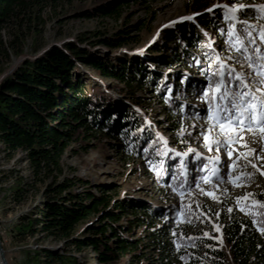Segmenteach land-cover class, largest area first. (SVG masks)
<instances>
[{
  "label": "rangeland",
  "instance_id": "obj_1",
  "mask_svg": "<svg viewBox=\"0 0 264 264\" xmlns=\"http://www.w3.org/2000/svg\"><path fill=\"white\" fill-rule=\"evenodd\" d=\"M108 1L55 0L47 3L40 8L36 22L27 23L21 29L18 52L11 56L8 67H15L23 58L34 59L53 46L64 49L67 42L87 50L88 60L99 56L116 64L118 58L128 57L140 70L138 81L132 86L102 77L89 64L76 58L75 72L97 83L123 109L132 106L139 118L160 135L166 153H175L190 162L191 175L186 186L166 184L172 191L162 195L163 189L153 180L157 170L146 166L140 158H125L119 141L94 127L88 131L89 135L73 140L64 151L62 173L57 180H82L75 182L72 189L79 192L88 182V188L96 195L104 188L111 199L128 197L142 206L154 207L169 214L172 223L180 225L189 236L196 235L198 240L211 237L228 253L229 247L221 231V213L229 214L234 206L237 212L246 214L250 206L259 203L255 195L264 194V125L256 123L255 119L251 126L216 122L209 118V108L215 113L218 106L239 105L240 96L250 93L244 96V106L253 103L257 105V112L261 110L259 101L264 100V0H209L208 5L201 7L191 4L192 0H130L122 2L115 13L103 14L97 6ZM119 1L113 0V3ZM233 6L235 11H232ZM246 9L252 10L248 16L244 15ZM215 11L217 14L213 13ZM207 21L210 22L208 27L205 25ZM182 25L192 27L195 36H204L194 47L200 55L190 56L188 62L181 55L175 57L171 51L180 45L176 31ZM14 31L11 29L5 37L14 38ZM116 37H119L118 45L105 44L104 40ZM159 47L161 51H154ZM199 56L205 67L199 63ZM216 61L220 62L217 81L213 72ZM221 68L224 72L226 68L230 71L228 76L231 81L236 80V85H229L222 79L225 73ZM151 71L158 72L155 79ZM237 75L243 84L236 79ZM169 79L171 86L166 94L176 93L177 108L181 112L178 121L181 134L177 137L171 132L170 116L162 103L163 97L157 93L162 81ZM213 81L216 82L213 84ZM209 91L211 103L206 96ZM85 92L90 93L88 88ZM132 95L137 97V102ZM213 95L215 99H212ZM221 96L225 98L221 99ZM253 96L259 99L253 100ZM221 123L226 125L224 131ZM205 136L209 137L207 144ZM177 139L184 141L187 148H182ZM198 158L204 161L196 169L192 162ZM10 169L29 175L28 163L23 161L22 153L16 151L8 158L5 146L0 142V240L9 264H28L27 253L31 250L39 245L61 247L62 242L37 241L35 236L22 242L12 238L11 231L18 216L30 208L34 198L20 203L13 201ZM169 173L174 176L173 170ZM41 195L39 193L35 199ZM97 217V214L88 216L86 221L91 222ZM137 217L141 219L145 215L141 211L136 215L129 213L132 220ZM126 218L123 215L117 223L127 224ZM144 232V225H135L128 235L132 239L139 238ZM124 235L128 236L126 232ZM75 253L80 262L96 264L90 248Z\"/></svg>",
  "mask_w": 264,
  "mask_h": 264
},
{
  "label": "trees",
  "instance_id": "obj_2",
  "mask_svg": "<svg viewBox=\"0 0 264 264\" xmlns=\"http://www.w3.org/2000/svg\"><path fill=\"white\" fill-rule=\"evenodd\" d=\"M52 1L55 0H0V142L8 158L20 151L23 161L28 163L29 175L8 170L13 177L10 186L13 201L20 203L34 198L30 208L18 216L11 236L19 242L31 236L37 241L62 242L61 247L39 245L31 250L27 253L28 264H89L88 261L80 262L75 253L84 248L92 250L96 264H264V194L255 195L259 203L250 206L246 214H240L234 206L229 214L221 213V231L229 247L227 253L211 237L198 240L196 235L189 236L180 225L172 223L169 214L154 207L142 206L128 197L111 199L104 188L96 195L88 188V182L83 190H73L74 183L82 180H57L62 173L64 151L73 140L89 135L88 131L94 127L118 140L125 158H140L146 166L154 167L157 171L153 180L163 189L162 195L172 191L166 184L188 185L192 165L175 153H166L160 135L139 118L132 106L123 109L97 83L75 72L74 58L89 64L102 77L132 86L138 81L140 70L128 57L118 58L116 64L99 56L88 60L87 50L67 42L64 49L53 46L34 59L23 58L15 67H8L11 56L18 52L21 29L27 23H35L40 8ZM129 1L113 3L109 0L97 7L101 13L111 14L122 2ZM208 3L209 0H192L191 4L201 7ZM246 10L245 16L252 13L251 9ZM205 25L208 27L210 22ZM11 29L15 30L14 38L8 39L5 35H9ZM176 33L180 45L171 50L172 54L181 55L188 62L190 56L199 54L194 47L204 36H195L193 28L187 25L178 27ZM111 39L104 40L105 44L118 45L119 37ZM170 40H173L171 36ZM161 50L159 47L154 51ZM198 61L205 67L201 56ZM219 65L216 61L213 66L216 81L219 80L216 76ZM151 72L155 79L158 72ZM227 72L230 71L226 68ZM225 80L229 85H236V80L231 81L228 73ZM170 86L171 79L163 80L157 93L163 97L171 132L177 137L181 134L178 130L181 112L177 108L176 93L166 94ZM87 88L89 94L85 92ZM206 96L211 101L210 91ZM131 97L134 102L138 101L134 95ZM178 142L182 148H187L184 141ZM202 161L203 158L193 159L192 164L199 169ZM170 170L174 171V176ZM39 193L41 197L35 199ZM138 211L145 218H129V213L136 215ZM95 214L97 218L86 221L88 216ZM123 215L127 217V224H118ZM135 225H144L145 232L132 239L128 234L133 232Z\"/></svg>",
  "mask_w": 264,
  "mask_h": 264
},
{
  "label": "snow or ice",
  "instance_id": "obj_3",
  "mask_svg": "<svg viewBox=\"0 0 264 264\" xmlns=\"http://www.w3.org/2000/svg\"><path fill=\"white\" fill-rule=\"evenodd\" d=\"M219 7H223V6L220 5ZM235 10L236 8L235 6H233L232 11H235ZM208 11H211V9H208ZM182 19H192V17H183ZM217 59L219 60V57H217ZM221 67H223V64H221ZM236 79L240 80L241 84H243L242 78L239 75H237ZM244 86L246 87V85ZM245 95H250V93H245L240 96L241 103L239 105L233 103L230 108L228 107L222 108L218 106L215 113L212 112V109L210 107L209 108V112H210L209 118L216 122L226 121L229 125L235 122L241 126H251L253 123V120L255 119L256 123L260 125H264V100L259 101V107L261 110L257 112L256 104L248 103L247 107L244 106V104L246 103L244 101ZM215 98H216L215 95H213L212 99H215ZM220 98L224 99L225 96H221ZM258 99L259 98L253 96V100H258ZM209 103H211V101H209ZM233 111L235 112V115H233ZM225 112H227V115H225ZM220 127L222 131L226 129V125L224 123H221ZM205 141H206V144L209 142L208 136H205ZM216 142L219 143V141H216ZM189 151H192V150L189 149ZM229 155H231V153ZM209 195H212V194L209 193ZM262 231H264V229H262Z\"/></svg>",
  "mask_w": 264,
  "mask_h": 264
},
{
  "label": "water",
  "instance_id": "obj_4",
  "mask_svg": "<svg viewBox=\"0 0 264 264\" xmlns=\"http://www.w3.org/2000/svg\"><path fill=\"white\" fill-rule=\"evenodd\" d=\"M0 263L1 264H9L8 260L6 258V255H5V251H4L3 247H2L1 240H0Z\"/></svg>",
  "mask_w": 264,
  "mask_h": 264
},
{
  "label": "bare ground",
  "instance_id": "obj_5",
  "mask_svg": "<svg viewBox=\"0 0 264 264\" xmlns=\"http://www.w3.org/2000/svg\"><path fill=\"white\" fill-rule=\"evenodd\" d=\"M1 264V263H0Z\"/></svg>",
  "mask_w": 264,
  "mask_h": 264
}]
</instances>
